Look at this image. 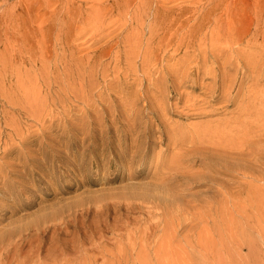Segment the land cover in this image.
I'll return each mask as SVG.
<instances>
[{
	"label": "rangeland",
	"instance_id": "rangeland-1",
	"mask_svg": "<svg viewBox=\"0 0 264 264\" xmlns=\"http://www.w3.org/2000/svg\"><path fill=\"white\" fill-rule=\"evenodd\" d=\"M263 61L264 0H0V264H264Z\"/></svg>",
	"mask_w": 264,
	"mask_h": 264
},
{
	"label": "bare ground",
	"instance_id": "bare-ground-1",
	"mask_svg": "<svg viewBox=\"0 0 264 264\" xmlns=\"http://www.w3.org/2000/svg\"><path fill=\"white\" fill-rule=\"evenodd\" d=\"M163 2V1H162ZM164 4V3H163ZM230 17V16H229ZM252 18V17H251ZM172 19V18H171ZM233 23V22H232ZM233 25V24H232ZM186 29V28H185ZM226 29H228V28H226ZM184 31V30H183ZM215 33V32H214ZM178 35V34H177ZM43 37V36H42ZM177 39V38H176ZM178 42V41H177ZM191 42V41H190ZM227 46V45H226ZM257 46V45H256ZM249 47V46H248ZM215 49V48H214ZM234 49V48H233ZM232 49V50H233ZM246 51V50H245ZM254 51V50H253ZM234 52V51H233ZM258 53V52H257ZM220 54V53H219ZM231 54V53H230ZM216 55V54H215ZM234 57V56H233ZM239 57H240V55H239ZM238 57V58H239ZM241 58V57H240ZM235 60V59H234ZM236 60H238V59H236ZM240 60V59H239ZM238 60V61H239ZM242 60V59H241ZM263 60V59H262ZM206 61V60H205ZM234 62V61H233ZM236 62V61H235ZM240 62V61H239ZM242 62V61H241ZM230 64V63H229ZM232 65H233V63H231ZM240 64V63H239ZM235 65V64H234ZM249 65V64H248ZM250 66L251 67H249V68H252V69H254V70H252V72L253 73H259L260 72V70H262L261 68L262 67H264V61L259 65V66H256V64H250ZM221 67V66H220ZM226 68V67H225ZM247 68V67H246ZM225 70V69H224ZM223 70V71H224ZM222 71V70H221ZM248 71V70H247ZM250 71V70H249ZM224 73V72H223ZM223 76V75H222ZM253 77V76H252ZM255 78V77H254ZM235 89V88H234ZM239 95V94H238ZM222 96H224V95H222ZM225 97V96H224ZM246 114H248V112H246ZM238 122H240L239 124H240V127H248V128H250L249 126H250V123L246 120V122H244V120H242V121H238ZM238 130H240V129H238ZM256 131V130H255ZM254 131V132H255ZM260 131V130H259ZM242 132V131H241ZM245 132V134H247V131H244ZM243 134V133H242ZM230 135H232V134H230ZM250 146V145H249ZM236 147V146H235ZM263 154V153H262ZM239 157V156H238ZM256 158V157H255ZM214 159V158H213ZM218 161H220V160H218ZM238 165V164H237ZM229 172V171H228ZM229 174V173H228ZM253 178H254V180H257V181H263L264 182V176H261V174H256V175H253ZM224 185V184H223ZM254 189V188H253ZM264 190V189H263ZM263 190H260V195H261V198H263L264 199V191ZM246 195V194H245ZM247 196V195H246ZM219 209V208H218ZM219 211V210H218ZM226 212V211H225ZM239 212V211H238ZM230 215V214H229ZM228 215V216H229ZM220 216V215H219ZM225 216V215H224ZM229 218V217H228ZM227 219V218H226ZM223 220V219H222ZM220 222H221V219H220ZM225 223V222H224ZM258 224V223H257ZM229 228H230V226H229ZM226 230H227V228H226ZM235 230V229H234ZM225 231V230H224ZM228 231V230H227ZM232 231V230H231ZM226 232V231H225ZM258 232V231H257ZM218 233V232H217ZM231 233V232H230ZM234 234V233H233ZM219 236V235H218ZM210 237V236H209ZM212 237V236H211ZM210 237V245H212L211 243H212V241H213V244H214V240H212V238ZM212 240V241H211ZM219 243L221 244V242L219 241ZM215 245V244H214ZM208 246V245H207ZM213 246V245H212ZM212 246H211V248H212ZM216 247V246H215ZM215 247H214V249H215ZM212 250V249H211ZM209 252V251H208ZM218 253H219V251H218ZM214 254H216L215 252H214ZM212 257V256H211ZM217 257V256H216ZM221 257V256H220ZM213 258V257H212ZM218 259H220L221 260V262H222V258H219L218 257ZM219 260V261H220ZM219 261H217V259H216V262H218L219 263ZM217 263V264H218ZM220 264V263H219ZM223 264V263H222Z\"/></svg>",
	"mask_w": 264,
	"mask_h": 264
}]
</instances>
